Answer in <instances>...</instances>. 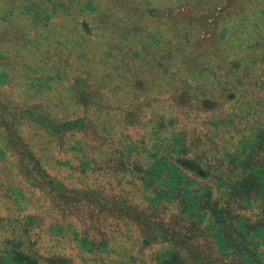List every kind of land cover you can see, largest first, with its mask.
I'll list each match as a JSON object with an SVG mask.
<instances>
[{"label": "rangeland", "instance_id": "1", "mask_svg": "<svg viewBox=\"0 0 264 264\" xmlns=\"http://www.w3.org/2000/svg\"><path fill=\"white\" fill-rule=\"evenodd\" d=\"M243 4V0H0V51L4 54L0 59V86L3 85L11 101L40 98V103L58 118L75 119L81 115V109L66 92V78L68 75L72 81L73 74H82V57L86 55L92 64L90 69L98 64L95 79L106 94V101L118 107L112 110L113 115H118L114 126L116 139L129 135L133 140L143 141L144 129L121 123L124 115L118 102L124 103L122 109L141 111L139 116L145 119L164 114L169 119L184 121L194 113L181 110L175 104L177 100H189L188 107L193 109L196 105L194 111L200 112L213 101L200 92L199 99L189 96L193 92L180 96L181 92L168 84L173 82L171 79L163 81L157 77L163 75V68L157 62L171 41L176 49H169L173 59L171 64L166 63V70H171L173 62H180L181 54L191 55L192 75L213 69L221 74L223 64L227 65L235 56L248 58L244 63L251 67L252 74L246 76L245 73L241 78L246 88L250 86L249 81L255 84L253 92L245 98L246 91L240 89L232 99L252 100L257 103L259 117L264 118V50L258 49L254 54L245 50L247 46L257 45L258 40L264 46V7L251 2L246 7ZM181 45L182 51L179 50ZM135 50L142 55L137 57ZM200 55L202 58L198 59ZM250 55L255 58L249 59ZM121 60L129 61L132 68L140 66L139 70L135 67L136 72H131L132 78L124 79L117 74L116 63L122 67ZM129 65L125 66L128 67L125 71L129 70ZM57 72L61 73L60 77ZM64 74L66 77L61 79ZM9 75V85L4 87ZM193 79L191 77L189 82ZM40 80L53 88L41 86L43 89L37 93ZM164 83L167 85L162 86ZM102 85H106V89ZM228 96L216 95L215 98L225 102ZM210 114L208 111L201 114L202 132L205 131L204 120ZM31 133L28 137L33 141L35 132ZM80 139L81 135L67 139L63 145L66 149L51 146L52 143L45 140V144L50 145L45 167L51 176L84 192L83 199L86 192L104 193L99 195L103 201L96 205L82 202L77 210L53 202L41 189L30 185L18 169V158L2 153L5 146L0 137V246L13 240L22 241L32 254L44 259H66L67 264H160L156 256L167 244L146 245L142 226L123 213L115 212L110 205V199L112 202L116 197L141 199L144 185L136 180V188H133L126 179H113L111 174L107 175L110 180L107 182L103 171L87 170L81 163L82 154L72 149ZM89 140L92 143L91 138ZM35 142L38 143L36 139ZM258 211L248 213L253 222ZM188 212L203 217L190 209ZM171 214L164 215L166 224ZM28 215L34 217L35 225L29 226L25 219ZM175 226L182 229L180 223ZM185 231L189 232L187 228ZM196 235L197 246L190 244L192 240L180 246L189 245L203 257L213 255L212 261L199 264H223V259L214 251L204 248L212 242L201 234ZM253 242L255 248L264 249V239ZM190 256L189 252L188 262ZM194 263L190 258L189 264Z\"/></svg>", "mask_w": 264, "mask_h": 264}, {"label": "trees", "instance_id": "2", "mask_svg": "<svg viewBox=\"0 0 264 264\" xmlns=\"http://www.w3.org/2000/svg\"><path fill=\"white\" fill-rule=\"evenodd\" d=\"M260 1L259 4L258 0H243V6L251 2L262 8L264 0ZM256 44L247 46L245 50L251 54L258 52V49L264 50L260 40ZM169 49H176L171 41L168 50L157 62L163 68V75L157 77L160 76L163 81L171 79L173 82L168 84H173L171 87L181 92L180 96L193 92L189 96L199 99L202 93L213 100L208 108L201 111L211 113L204 120L205 131L202 132L201 128L202 113L194 111L196 105L193 109L188 107L189 100L175 102L181 110L194 113L184 121L169 119L164 114L145 119L139 116L141 111L122 109L124 103L118 102L123 111L121 115H124L121 123L144 129L145 136L143 141L133 140L129 135H122L124 139L117 140L114 126L118 115H113L112 110L118 107L106 101V94L97 86L98 80L95 79L98 64L93 70L90 69L92 64L85 55L80 67L82 74H73L72 81L67 75L65 84L66 92L81 109V115L75 119L58 118L40 103V98L11 101L7 99L3 85L0 86V137L5 146L2 153H11L18 158L20 173L34 188L41 189L57 204L79 210L82 202L96 205L103 201L99 195L104 193L99 190L93 195L91 191L86 192L83 199L84 192L70 188L51 176L45 167L50 153V145L45 144V140L50 141L51 146L55 144L58 148L66 149L63 145L67 139L81 135L72 149L82 154L81 163L87 170L94 172L98 168L103 171L107 182L110 181L107 175L111 174L113 179H126L133 188H136V180L144 185L141 199H135V196L129 200L116 197L112 202L110 199V205L115 212L123 213L142 226L146 245L167 244L156 256L160 264H189L190 258L193 263L196 262L194 264L212 261V254L203 257L189 245L180 246V243L187 245L189 240L193 241L190 244L197 246L199 238L196 234L212 242L207 243L208 247L200 243V247L214 251L223 259V264H264V249L255 248L253 242L264 239V118L259 117V111L255 108L257 103L252 100L232 99L237 97L235 93L240 89L246 91L245 98L249 92H253L255 84L249 81L250 86L246 88L241 78L245 77V73L246 76L251 73V67L244 63L248 58L235 56L227 65L222 63L221 74L213 69L192 75L194 68L189 65L193 60L191 55L181 54L180 62H173L171 70L165 69L166 63L171 64L173 59ZM179 50L182 51V45ZM134 52L137 57L142 55L139 50ZM3 55L0 51V59ZM248 57L255 58L251 55ZM121 61L122 67L116 63V70L124 79L132 78L131 72L135 71V67L136 70L140 69L137 65L130 67L129 61ZM126 65H129V70L125 71L128 68ZM247 69L249 72H245ZM60 75L57 72V76ZM65 77L66 74L61 79ZM191 77L194 79L190 83ZM40 81H37V93L43 89L41 86L47 85ZM7 82L4 87L9 85L10 75ZM102 87L106 89V85ZM116 87L122 88L120 85ZM45 88L53 86L48 84ZM216 95L229 96L225 102H221L215 98ZM32 131L35 132L33 141L28 137L32 136ZM67 163L70 165L69 161ZM189 209L203 217L190 214ZM255 210L259 211L253 222L248 213ZM168 213L172 214L166 224L164 215ZM25 219L29 226L35 225L32 215ZM176 223L181 224V230L176 228ZM24 244L13 240L0 246V264H67L66 259L38 257L25 249ZM189 252L191 256L188 262ZM215 261L220 262L218 259Z\"/></svg>", "mask_w": 264, "mask_h": 264}]
</instances>
